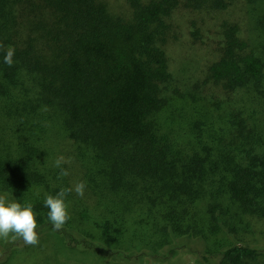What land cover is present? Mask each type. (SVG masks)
Segmentation results:
<instances>
[{
	"label": "trees",
	"instance_id": "trees-1",
	"mask_svg": "<svg viewBox=\"0 0 264 264\" xmlns=\"http://www.w3.org/2000/svg\"><path fill=\"white\" fill-rule=\"evenodd\" d=\"M187 1L124 0L129 13H118L109 0H0V78L5 97H15L12 102L6 98L11 105L6 120L14 128L6 123L0 128V194L31 201L37 229H49L73 248L108 254L115 264H185L192 256L200 264H264V211L251 190L255 166L242 164L221 190L244 215L242 228L233 223V209L221 202L198 215L205 188H216L208 177L214 164L200 169L191 148L204 137L216 141L210 134L217 132L196 120L199 111L190 123L179 111L190 102L207 107L212 100L195 87L182 96H167L171 73L163 42L170 28L166 21L181 5L201 11L228 4ZM256 1L246 0L249 5ZM224 39L206 81L227 96L259 87L264 63L251 38L229 24ZM8 46L15 49L12 66L3 63ZM50 120L66 131L58 157L67 161L62 166L69 175L55 187L38 167L43 152L33 142ZM176 126L181 127L177 132ZM240 126L248 127L244 121ZM10 130L28 142L14 150V136H3ZM255 161L264 167V160ZM80 181L86 182L83 196L68 194L70 219L53 231L44 196ZM72 200L102 213L86 215ZM219 234H224L220 241ZM142 239L158 240V250L132 249ZM20 242L10 241L1 256ZM38 251L42 256L35 259ZM43 254L40 248L23 246L13 263L48 264Z\"/></svg>",
	"mask_w": 264,
	"mask_h": 264
},
{
	"label": "rangeland",
	"instance_id": "rangeland-1",
	"mask_svg": "<svg viewBox=\"0 0 264 264\" xmlns=\"http://www.w3.org/2000/svg\"><path fill=\"white\" fill-rule=\"evenodd\" d=\"M109 1L116 7V12L124 13L126 10L129 13V8L124 0ZM181 1L184 4L188 3L187 0ZM223 1L228 4L226 9L206 8L196 11L186 9L181 5L172 18L166 21L170 28L164 35L163 45L169 59L171 78L165 87V92H167V96L175 93L182 96L194 92L193 87H195L199 92L211 97L212 105L210 106L205 107L202 102H190L188 106L180 107L179 111L187 123H190L188 119H191L199 111V118L196 120L205 123L207 128L217 132V135L210 134L217 137L216 141H209L204 137L203 140L193 142L195 147L191 148V151H195L196 156L200 158L198 161L200 169H203V165H205L209 170L211 169L209 164H214L213 171H210L208 177L211 184L216 185V188L211 190L208 187L205 188L207 193L201 200L198 215L202 217L205 206L221 202L224 207L228 206L233 209L235 214L233 223L242 228V220L245 222L244 215L238 207L232 206L230 200L222 197L221 190L227 180H234V174L242 164H252L255 166L254 172H251L253 177L252 195L258 202L257 207L264 211V167L255 161L256 159L264 160V80L259 87H250L237 94H231L232 96L230 94L227 96L220 86L207 82L206 75L209 65L221 56L225 40L224 30L229 24L238 25L242 37L251 38L252 49L264 63V0H257L250 5L246 0ZM122 4L124 8L120 7ZM0 87H2L0 88V128L5 123L14 128L10 121L7 123L6 114L11 106L7 99L12 102L15 97H5L6 84L2 82L1 78ZM243 121L248 125L245 130L240 126ZM174 129L177 132L181 127L176 126ZM13 132L10 130L8 135L2 134L5 139H8L9 135L14 136L12 145L15 150L22 143L28 141L23 135L18 139ZM63 134L66 135V131H60L58 126H54L53 121L50 120L45 122V133L37 134L35 138L37 143L35 139L33 140L43 152L39 160L41 165L38 167L41 168L42 174L52 181L53 185L55 184L54 187L56 181L61 180V177H58L59 169L53 167V163L58 158V143ZM71 203L76 206L78 211L82 210L86 215L98 216L102 213L97 206H91L85 202L72 200ZM223 210L225 213L229 212L228 209ZM226 217L230 218V216ZM36 231L38 233L36 245H26L24 242H20L15 247L7 248L9 250L5 252L4 257L1 256L4 248L13 240H0V264H14L13 257L23 246L43 250V258L48 264H115L112 259L109 260L110 258L106 257L108 254L105 256L88 249L82 250L68 246L66 240L47 228L36 229ZM94 231L93 228H90L87 233L93 237L91 233ZM98 233L101 234V231L98 230ZM223 235L219 234V241L224 238ZM135 242V247L132 249L139 251L154 250L159 246L158 240L142 239ZM184 242L193 243L192 240H184ZM201 242L202 240L195 239V243ZM41 256L40 251L34 254L35 259H39ZM185 264L200 263L192 256ZM251 264L259 263L253 261Z\"/></svg>",
	"mask_w": 264,
	"mask_h": 264
},
{
	"label": "clouds",
	"instance_id": "clouds-1",
	"mask_svg": "<svg viewBox=\"0 0 264 264\" xmlns=\"http://www.w3.org/2000/svg\"><path fill=\"white\" fill-rule=\"evenodd\" d=\"M15 49L8 46L3 55V63L12 66L14 63ZM67 161L63 156L55 159L53 167L59 169L58 177L68 176L67 168L62 165ZM86 182L80 181L74 188H60L54 195L47 194L42 200V205L47 209L46 218L51 224L52 230H60L70 219L66 198L72 191L78 196H83ZM34 204L25 200L20 202L17 199H9L0 194V240L20 239L26 245H36L38 243L37 221L38 213L34 212Z\"/></svg>",
	"mask_w": 264,
	"mask_h": 264
}]
</instances>
